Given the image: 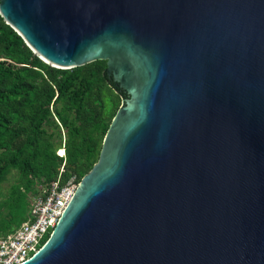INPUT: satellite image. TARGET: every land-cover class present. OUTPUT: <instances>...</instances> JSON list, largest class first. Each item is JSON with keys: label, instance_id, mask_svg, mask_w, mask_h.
<instances>
[{"label": "water", "instance_id": "obj_1", "mask_svg": "<svg viewBox=\"0 0 264 264\" xmlns=\"http://www.w3.org/2000/svg\"><path fill=\"white\" fill-rule=\"evenodd\" d=\"M47 65L129 98L22 264H264V0H0Z\"/></svg>", "mask_w": 264, "mask_h": 264}, {"label": "trees", "instance_id": "obj_2", "mask_svg": "<svg viewBox=\"0 0 264 264\" xmlns=\"http://www.w3.org/2000/svg\"><path fill=\"white\" fill-rule=\"evenodd\" d=\"M107 69L104 60L71 70L47 65L0 15V185L18 176L0 204V237L27 221L38 184L80 183L98 163L129 98Z\"/></svg>", "mask_w": 264, "mask_h": 264}, {"label": "built area", "instance_id": "obj_3", "mask_svg": "<svg viewBox=\"0 0 264 264\" xmlns=\"http://www.w3.org/2000/svg\"><path fill=\"white\" fill-rule=\"evenodd\" d=\"M60 156H65V150ZM79 185L76 178L66 185H61L60 178L50 186L38 184L37 191L28 194L27 221L14 232L0 237V264H22L34 257L47 243Z\"/></svg>", "mask_w": 264, "mask_h": 264}, {"label": "rangeland", "instance_id": "obj_4", "mask_svg": "<svg viewBox=\"0 0 264 264\" xmlns=\"http://www.w3.org/2000/svg\"><path fill=\"white\" fill-rule=\"evenodd\" d=\"M59 155V151L57 152ZM18 180V176L15 172L11 173L8 175L6 180L0 185V204L6 202L9 193H10V188L12 185H14Z\"/></svg>", "mask_w": 264, "mask_h": 264}]
</instances>
